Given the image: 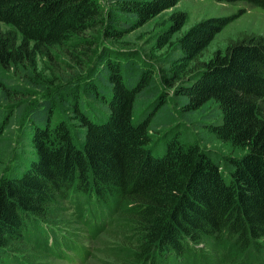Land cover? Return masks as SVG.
Here are the masks:
<instances>
[{"label":"trees","instance_id":"16d2710c","mask_svg":"<svg viewBox=\"0 0 264 264\" xmlns=\"http://www.w3.org/2000/svg\"><path fill=\"white\" fill-rule=\"evenodd\" d=\"M216 1L264 9V0ZM178 2L111 0L103 11L98 0H0V72L32 77L39 58L75 37L101 28V37L117 41ZM236 16L207 17L182 32L187 14L168 15L155 44L173 47L163 75L171 91L158 94L154 66L136 49L103 46L81 79L54 98L67 116L52 124L48 99L32 126L21 124L25 154L12 176L0 177V264H24L17 244H28L29 231L39 251L56 248V235L48 237L42 223L61 234L54 211L66 199L76 207L78 197L97 209L101 225L86 209L92 233L108 222L107 231L116 232L114 247L102 249L103 264H264V39L245 36L206 56ZM9 80L3 93L13 107L25 92ZM167 95L182 114L213 102L218 114L208 131L240 154L224 157V166L180 132L162 138L165 151L154 155L152 132L176 122ZM140 101L150 111L144 118L135 114ZM91 103L98 121L88 114ZM200 251L209 258L196 257Z\"/></svg>","mask_w":264,"mask_h":264},{"label":"rangeland","instance_id":"374dc122","mask_svg":"<svg viewBox=\"0 0 264 264\" xmlns=\"http://www.w3.org/2000/svg\"><path fill=\"white\" fill-rule=\"evenodd\" d=\"M98 1L103 11L112 7L111 0ZM177 10L187 14V19L181 29L182 32L197 21L207 17L237 15L216 35L206 51V56L211 55L215 50L224 49L230 41H235L245 36L252 35L264 39V9L261 7L250 5L245 1L179 0L174 7L163 12L149 24L136 29L117 41L101 37V28L90 30L75 37L63 47L54 50L53 57L39 58L37 69L32 73V77H23L17 72L13 75L11 71L2 70L0 72L2 77L0 85V177L3 175L12 176V170L18 164V159L25 154L24 148L27 144L28 135L25 133L23 139L20 132L23 129L21 124L24 122V126H32V118L35 111L39 109L46 110L47 104L45 100L48 99H53L52 106H50L51 108L54 107L51 115L52 124L57 122L58 117L67 116V108L63 107L59 101L56 102L55 100L54 103V98L60 95L62 86L65 88L70 86L69 80L78 81L81 79V75L83 76L88 70L87 67L94 64L96 55L103 46H110L115 49H136L140 58L150 60L154 66V78L159 85V87L157 86L158 91L160 90L158 94H164L165 89L169 91L170 89H168L163 75L168 72L165 58L173 52V47L158 49L155 40L157 32L166 25L168 15ZM85 41H91L92 44L88 45ZM75 43L78 45H75ZM82 45H86L89 50L82 48ZM90 52L92 53L91 55ZM17 71H20V69H17ZM9 79L12 80L10 82L11 85L18 86L22 92H25L15 96L14 100H18L19 103L13 107L11 106L12 100L6 99V95L3 93V88H9L7 86ZM28 80H31V85L27 84ZM167 98L170 110L176 114V122L168 127H158L152 132L150 147L154 155H162L165 151V142L162 138H168L172 136V133L178 135L180 132L181 135L179 137L182 141L198 143L200 147L213 153L214 159L219 161L220 164L222 163V165H224V157L227 155L240 154L239 151L232 149L227 143L217 140L208 131L206 124L214 120L212 117L218 114L213 102L206 104L193 114H182L178 107L173 104V101L169 99L170 95ZM146 104L142 101L137 104L136 118H144L150 113L148 108H145ZM87 105L90 104L88 103ZM96 108L98 107L92 104V107L87 109L89 116L93 120H96L93 114ZM29 122L30 124L28 125ZM173 128L177 129L173 131ZM225 176L226 178L229 177L228 171H226ZM88 198L90 200V197ZM75 201L76 207L70 199L63 200V203L58 205L54 211L56 225L60 227L61 234L60 232L54 234L52 226L42 223L45 234L48 237L52 234L56 235V248L51 245L46 252L39 251L35 245L36 242H33V238H31V231H29L30 241L28 244H17L20 255L25 257L21 259L24 264H103L107 256L102 252V249L107 246L114 247L113 245L116 244V232L107 231L111 224V222H108L104 227L97 228L92 233L87 222L90 223L89 217L92 216L95 220L94 223L97 225L101 223L95 217L97 209L92 207V205L85 206L87 200L81 203L80 197ZM78 207L82 209L80 217L77 214ZM88 208L89 211L91 209L95 211L91 216L87 214L86 209ZM26 222L29 228H36V225L31 224V222ZM64 237L69 240L64 239ZM117 238L121 240L119 236ZM48 243H50V238L46 239V245H49ZM121 243L125 244L123 241ZM125 245L128 246L127 244ZM200 246L201 244L196 246V248ZM68 247L70 251H67ZM53 248L57 252H53ZM200 248H203V246ZM202 252L200 251V254H197L196 257L204 256L209 258L210 253L206 251L205 254H201ZM83 256H86L85 259L82 258Z\"/></svg>","mask_w":264,"mask_h":264}]
</instances>
